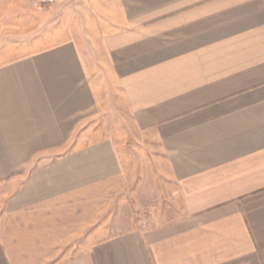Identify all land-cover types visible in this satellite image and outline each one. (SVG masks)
Segmentation results:
<instances>
[{
    "label": "crops",
    "instance_id": "1",
    "mask_svg": "<svg viewBox=\"0 0 264 264\" xmlns=\"http://www.w3.org/2000/svg\"><path fill=\"white\" fill-rule=\"evenodd\" d=\"M36 1L0 0V264H264V0H54L20 46ZM104 79L177 207L71 247L69 210L123 175L84 128Z\"/></svg>",
    "mask_w": 264,
    "mask_h": 264
},
{
    "label": "rangeland",
    "instance_id": "2",
    "mask_svg": "<svg viewBox=\"0 0 264 264\" xmlns=\"http://www.w3.org/2000/svg\"><path fill=\"white\" fill-rule=\"evenodd\" d=\"M53 5L36 1L32 16L22 14L20 46L28 45L34 37L52 33L58 26V23H51L56 15L51 11ZM104 81L105 84L103 80L100 82L102 93L99 111L84 128L91 135L112 136L119 141L123 175L115 187L96 190L93 196L69 210L68 246L71 247L83 241L88 243V240L129 231L144 221H152L156 214L161 219L170 217L177 207L172 197L175 186L168 178L163 156L155 140L134 129L120 108L121 98L116 87Z\"/></svg>",
    "mask_w": 264,
    "mask_h": 264
},
{
    "label": "built area",
    "instance_id": "3",
    "mask_svg": "<svg viewBox=\"0 0 264 264\" xmlns=\"http://www.w3.org/2000/svg\"><path fill=\"white\" fill-rule=\"evenodd\" d=\"M39 3L43 4H52L54 3V0H37Z\"/></svg>",
    "mask_w": 264,
    "mask_h": 264
}]
</instances>
